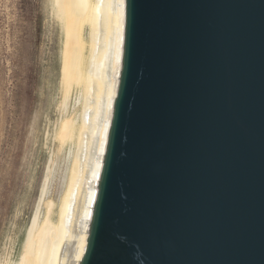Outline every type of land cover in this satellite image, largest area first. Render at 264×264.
Instances as JSON below:
<instances>
[{
	"label": "water",
	"instance_id": "1",
	"mask_svg": "<svg viewBox=\"0 0 264 264\" xmlns=\"http://www.w3.org/2000/svg\"><path fill=\"white\" fill-rule=\"evenodd\" d=\"M79 264H264V0H124Z\"/></svg>",
	"mask_w": 264,
	"mask_h": 264
},
{
	"label": "bare ground",
	"instance_id": "2",
	"mask_svg": "<svg viewBox=\"0 0 264 264\" xmlns=\"http://www.w3.org/2000/svg\"><path fill=\"white\" fill-rule=\"evenodd\" d=\"M48 1L61 42L58 149L48 161L19 258L6 264H79L117 91L124 0ZM59 158L66 170L55 202L49 191Z\"/></svg>",
	"mask_w": 264,
	"mask_h": 264
},
{
	"label": "rangeland",
	"instance_id": "3",
	"mask_svg": "<svg viewBox=\"0 0 264 264\" xmlns=\"http://www.w3.org/2000/svg\"><path fill=\"white\" fill-rule=\"evenodd\" d=\"M49 4L0 0V264L18 260L58 149L61 42ZM58 169L49 191L55 202L66 164L60 161Z\"/></svg>",
	"mask_w": 264,
	"mask_h": 264
}]
</instances>
